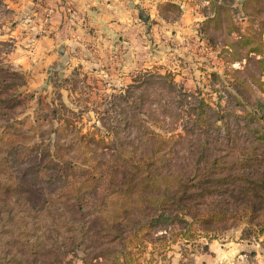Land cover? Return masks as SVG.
I'll list each match as a JSON object with an SVG mask.
<instances>
[{
  "label": "rangeland",
  "instance_id": "obj_1",
  "mask_svg": "<svg viewBox=\"0 0 264 264\" xmlns=\"http://www.w3.org/2000/svg\"><path fill=\"white\" fill-rule=\"evenodd\" d=\"M12 1L0 0V264H82L89 218L47 203L103 194L150 218L139 261L213 241L264 264V0H133L184 22L187 50L133 76L67 77L35 74ZM37 3L45 35L51 0Z\"/></svg>",
  "mask_w": 264,
  "mask_h": 264
},
{
  "label": "crops",
  "instance_id": "obj_2",
  "mask_svg": "<svg viewBox=\"0 0 264 264\" xmlns=\"http://www.w3.org/2000/svg\"><path fill=\"white\" fill-rule=\"evenodd\" d=\"M7 3L4 2L6 8L12 7ZM20 3L23 4V42H34L32 54L37 75L56 72L67 77L68 72L78 70L133 76L142 59L149 61L151 55L154 64L162 57L171 62L179 57V52L187 50L184 45L189 46L184 37H179V27L184 22L179 23V18L170 21L153 5L144 16L140 5L133 0H51L47 34L40 35L37 0ZM192 25L197 26L198 22ZM146 52L148 56H144ZM26 55L27 51H23V57ZM30 67L31 63L29 67L23 64L24 69ZM235 247H222L211 241L188 261L182 252H174L163 264H242V259L234 257Z\"/></svg>",
  "mask_w": 264,
  "mask_h": 264
},
{
  "label": "trees",
  "instance_id": "obj_3",
  "mask_svg": "<svg viewBox=\"0 0 264 264\" xmlns=\"http://www.w3.org/2000/svg\"><path fill=\"white\" fill-rule=\"evenodd\" d=\"M102 174L100 172V175ZM94 192H96L95 189ZM103 192H107L104 187H102L101 193ZM114 198L113 200L110 194H103L96 200H88L89 198L85 199L84 196H74L69 200H64L56 207L51 203H47V205L50 208L59 209L60 212L63 208L67 210L70 213L69 221L80 223L84 221L83 218H89L86 224H79L80 230L77 232L81 236H88L89 244L91 242V253L82 257V264H154L152 263L155 261L154 256L143 257L139 261L142 257L140 248L144 244L143 237L150 228V218H137L136 204L135 206L132 202L117 204L118 197ZM127 224H132V226L127 228ZM79 240H83V238H79ZM78 246H82V243ZM182 255L187 261L191 258L187 252L183 251ZM68 264L75 263L70 261Z\"/></svg>",
  "mask_w": 264,
  "mask_h": 264
}]
</instances>
